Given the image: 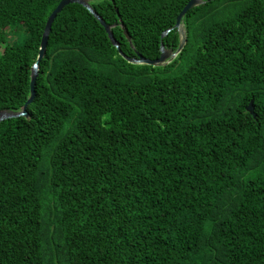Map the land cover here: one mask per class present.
Returning a JSON list of instances; mask_svg holds the SVG:
<instances>
[{
	"label": "trees",
	"instance_id": "trees-1",
	"mask_svg": "<svg viewBox=\"0 0 264 264\" xmlns=\"http://www.w3.org/2000/svg\"><path fill=\"white\" fill-rule=\"evenodd\" d=\"M61 1L0 0V111ZM89 1L127 57L177 53L190 0ZM182 25L170 64L136 65L82 5L57 16L28 117L0 123V264H264V0Z\"/></svg>",
	"mask_w": 264,
	"mask_h": 264
},
{
	"label": "water",
	"instance_id": "water-1",
	"mask_svg": "<svg viewBox=\"0 0 264 264\" xmlns=\"http://www.w3.org/2000/svg\"><path fill=\"white\" fill-rule=\"evenodd\" d=\"M203 1L204 0H190L187 3V5L184 7L181 14L179 15L177 22H176V26H175V29H177L179 31V34H180V45H179V49H178L177 53L171 54L170 52H168L166 50V48L162 44L160 58L157 60H148V59H145L144 57H142L140 55L138 58H130V57H127L122 52L119 42L115 39V37L113 35L112 28L110 26H108L103 21V19L98 15V13L92 8L89 0H62L59 3V5L56 7V9L51 13L50 17L48 18L46 28H45V31L43 34V39H42V43H41V49L39 52V57H38L36 63L34 64V66L32 68V72H31V95H30L26 105L19 112L0 111V123H2L5 120H9V119H14V118H19V117H28L29 114H28L27 107L30 104H32V102L34 101V98L36 96V91H35L36 81H37V77L39 75L40 63L46 54V49H47V44H48L52 24L54 23L57 16L63 11V9L66 6H68L70 4H80L83 7H85L105 27V30L108 33V36H109L111 42L113 43L115 48L119 51L120 55L129 63L136 64V65L164 66V65L170 64L176 58V56L184 49V47L186 45L187 35H186V31L182 25V19L185 17V15L187 14L188 11L200 6L203 3ZM121 26L124 30V33H125L127 39L131 43V38H130L127 30L125 29L123 24H121ZM169 32H170V30L167 31L166 33H164L163 37L165 35H167V33H169ZM247 111L255 117L253 102H251L249 104V106L247 107Z\"/></svg>",
	"mask_w": 264,
	"mask_h": 264
},
{
	"label": "rangeland",
	"instance_id": "rangeland-1",
	"mask_svg": "<svg viewBox=\"0 0 264 264\" xmlns=\"http://www.w3.org/2000/svg\"><path fill=\"white\" fill-rule=\"evenodd\" d=\"M7 35H8V42H10L12 45L16 44V45H23L27 35L25 34L24 30L20 27H14L10 30L6 31Z\"/></svg>",
	"mask_w": 264,
	"mask_h": 264
}]
</instances>
